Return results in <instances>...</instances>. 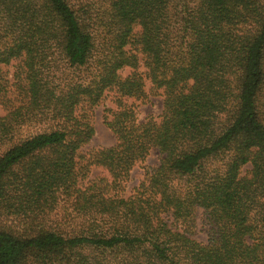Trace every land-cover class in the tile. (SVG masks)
I'll list each match as a JSON object with an SVG mask.
<instances>
[{"label": "trees", "instance_id": "trees-1", "mask_svg": "<svg viewBox=\"0 0 264 264\" xmlns=\"http://www.w3.org/2000/svg\"><path fill=\"white\" fill-rule=\"evenodd\" d=\"M108 93L116 144L80 156ZM0 109V264H264V0H0Z\"/></svg>", "mask_w": 264, "mask_h": 264}, {"label": "rangeland", "instance_id": "rangeland-1", "mask_svg": "<svg viewBox=\"0 0 264 264\" xmlns=\"http://www.w3.org/2000/svg\"><path fill=\"white\" fill-rule=\"evenodd\" d=\"M84 1L86 2V0ZM2 70L3 73L7 75L8 79H11L14 67L10 65L3 66ZM130 72V69H124L120 72V74L122 77H125L129 75ZM145 89L147 98L143 101L123 99V102L126 106H131V108L134 109L136 118L140 123L146 121V119L148 118L158 120L162 112V97L155 91L150 90V84L148 82H146ZM108 109H116L115 95L113 93H108L105 99L98 106L87 112L88 120L94 129V135L91 141L87 145L82 147V149L79 151L80 156L86 155L91 151L109 148L116 144L114 135L104 123L105 116L110 117ZM0 114H2L1 109ZM1 151L2 149H0V152ZM160 158L161 155L157 150H151L146 159L143 162L136 164L130 171L128 178L120 184L119 188L114 189L113 192L122 197L133 195L139 184L144 179L146 171H149L151 168L157 167ZM100 178L110 180V177L105 170L99 167H90L86 181ZM67 206V204H61V208L59 209L61 214L65 211ZM209 231L210 226L208 225V221L202 211L198 209L194 218V229L192 237L200 243H206Z\"/></svg>", "mask_w": 264, "mask_h": 264}]
</instances>
